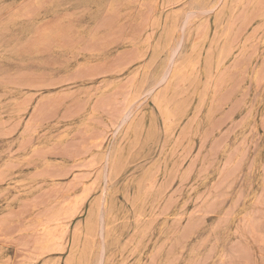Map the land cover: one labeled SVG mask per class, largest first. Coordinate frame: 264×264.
<instances>
[{"label":"rangeland","instance_id":"1","mask_svg":"<svg viewBox=\"0 0 264 264\" xmlns=\"http://www.w3.org/2000/svg\"><path fill=\"white\" fill-rule=\"evenodd\" d=\"M110 263L264 264V0H0V264Z\"/></svg>","mask_w":264,"mask_h":264},{"label":"bare ground","instance_id":"2","mask_svg":"<svg viewBox=\"0 0 264 264\" xmlns=\"http://www.w3.org/2000/svg\"><path fill=\"white\" fill-rule=\"evenodd\" d=\"M173 1H174V0H173ZM196 2H197V1H196ZM198 2H199V1H198ZM209 2H210V1H209ZM203 3H204V2H203ZM211 3H212V1H211ZM207 4H208V3H207ZM207 4H206V7H207ZM161 5H162V4H161ZM204 5H205V4H204ZM204 5H203V6H204ZM216 5H217V4H216ZM216 5H215V6H216ZM164 6H165V5H164ZM208 6H209V4H208ZM53 8H56V7H53ZM208 8H212V7H208ZM160 11H161V10H160ZM208 12H209V10H208ZM202 13H203V12H202ZM20 26H21V25H20ZM18 27H19V25H18ZM20 29H21V28H20ZM172 29H173V27H172ZM172 29H171V30H172ZM15 30H16V29H15ZM17 31H18V30H17ZM24 33H25V32H24ZM165 33H166V32H165ZM165 33H164V34H165ZM164 34H163V35H164ZM163 39H164V38H163ZM190 39H191V38H190ZM192 43H193V41H192ZM162 44H163V43H162ZM165 44H166V43H165ZM161 47H162V46H161ZM186 47H187V46H186ZM165 48H166V46H165ZM163 50H164V49H163ZM158 51H159V50H158ZM172 62H173V61H172ZM202 70H203V69H202ZM172 75H173V74H172ZM172 75H171V77H170L171 79H173V76H172ZM198 88H199V87H198ZM148 91H149V90H148ZM148 91H147V93H148ZM197 91H198V89H197ZM144 93H145V92H144ZM146 95H148V94H146ZM142 97H143V96H142ZM145 97H147V96H145ZM154 101H155V100H154ZM161 101H162V100H161ZM162 102H163V101H162ZM156 103H157V102H156ZM157 105H158V103H157ZM164 106H165V105H164ZM163 108H164V107H163ZM166 108H167V107H166ZM161 109H162V108H161ZM163 110H164V109H163ZM148 111H149V110H148ZM166 111H167V110H166ZM162 113H165V111L162 112ZM146 114H147V113H146ZM146 114H145V115H146ZM165 114H166V113H165ZM165 114H164V115H165ZM164 118H165V117H164ZM166 118H168V117L166 116ZM146 119H147V117H146ZM145 122H146V121H145ZM148 124H149V123H148ZM25 125H26V124H25ZM164 126H165V125H164ZM168 126H169V125H168ZM169 127H170V126H169ZM124 128H125V127H124ZM166 128H167V127H165V129H166ZM124 130H125V129H124ZM132 131H133V129H132ZM168 131H169V128H168ZM129 134H130V133H129ZM149 134H150V133H149ZM154 139H155V138H154ZM152 142H153V141H152ZM157 143H158V142H157ZM169 144H170V143H169ZM174 145H175V144H174ZM168 147H169V145H168ZM172 148H173V147H172ZM147 149H148V148H147ZM165 149H166V148H165ZM126 153H127V151H126ZM170 153H171V152H170ZM149 154H150V153H148L147 155H149ZM144 156H145V155H144ZM123 158H125V157L123 156ZM135 158H136V157H135ZM145 158H146V157H145ZM139 159H140V158H139ZM137 160H138V159H137ZM137 160H136V161H137ZM130 161H131V160H130ZM125 162H126V161H125ZM137 162H138V161H137ZM133 163H134V162H133ZM135 163H136V162H135ZM126 166H128V164H127ZM128 168H129V167H127V169H128ZM125 169H126V167H125ZM127 169H126V170H127ZM129 169H130V168H129ZM195 178H196V177H195ZM108 180H109V179H108ZM194 180H195V179H194ZM109 183H110V182H109ZM120 183H121V182H120ZM125 183H126V182H125ZM132 183H133V182H132ZM116 184H117V183H116ZM116 184H115V185H116ZM126 184H127V183H126ZM128 185H129V184H128ZM131 185H133V184H131ZM113 186H114V185H113ZM114 187H115V186H114ZM117 187H118V186H117ZM117 187H115V188H117ZM130 187H131V186H130ZM96 188H97V187H96ZM110 188H111V187H110ZM110 188H109V189H110ZM135 188H137V187H135ZM127 189H128V188H127ZM116 190H117V189H116ZM121 190H122V189H121ZM118 191H119V190H118ZM118 191H117V192H118ZM113 192H114V191H113ZM113 192H112V193H113ZM124 192H125V191H124ZM128 192H129V191H128ZM108 193H109V192H107V194H108ZM107 194H106V195H107ZM118 194H120V193H118ZM136 194H137V193H136ZM109 195H110V194H109ZM123 195H124V194H123ZM142 195H143V194H142ZM139 196H140V195H139ZM113 197H114V196H112V199H113ZM123 197H124V196H123ZM123 197H122V198H123ZM140 197H141V196H140ZM108 198H109V197H108ZM136 198H137V197H136ZM109 199H110V198H109ZM116 199H117V198H116ZM105 200H107V199H105ZM110 201H111V200H110ZM110 201H109V202H110ZM137 202H138V201H137ZM110 203H111V202H110ZM142 203H143V202H142ZM113 204H114V203H113ZM136 205H137V204H136ZM108 206H109V205H108ZM105 207H106V204H105V206H104V209H105ZM110 207H111V206H110ZM121 207H122V206H121ZM124 207H125V206H124ZM127 207H128V206H127ZM129 207H130V206H129ZM134 207H135V206H134ZM117 208H118V207H117ZM136 208H137V206H136ZM139 208H140V207H139ZM96 209H97V207H96ZM128 209H129V208H128ZM140 209H141V208H140ZM114 210H115V209H114ZM120 210H121V209H120ZM105 211H106V210H105ZM123 211H124V210H123ZM140 211H141V210H140ZM129 212H131V211L129 210ZM138 212H139V211H138ZM96 213H97V212H96ZM113 213H114V212H113ZM123 213H125V212H123ZM127 213H128V212H127ZM107 215H108V214H107ZM171 215H173V214H171ZM87 216H88V215H87ZM95 216H96V215H95ZM109 216H110V215H109ZM124 216H126V215H124ZM121 217H122V219H123L122 214H121ZM127 217H128V215H127ZM127 217H126V218H127ZM93 218H94V217H93ZM111 218H112V217H111ZM124 218H125V217H124ZM122 219L120 218L121 221H122ZM131 219H132V218H131ZM109 220H111V219L109 218ZM126 220H129V219H126ZM112 221H113V220H112ZM124 221H125V219H124ZM118 222H119V221H118ZM118 222H117V223H118ZM119 223H120V222H119ZM119 223H118V224H119ZM93 224H94V222H93ZM106 224L110 226V224H108V223H106ZM122 225H123V224H122ZM119 226H120V225H119ZM122 227H124V226H122ZM105 228H106V227H105ZM109 228H112V227L110 226ZM109 228H108V229H109ZM114 228H115V227H114ZM117 228H118V227H117ZM85 230H86V229H85ZM121 230H123V229H121ZM76 231H77V230H76ZM108 231H109V230H108ZM123 231H124V230H123ZM77 232H78V231H77ZM84 232H85V231H83V233H84ZM106 232H107V230H106ZM110 232H111V231H110ZM112 232H113V230H112ZM117 232H118V231H117ZM117 232L115 231V233H117ZM120 232H121V231H120ZM80 233H81V232H80ZM121 234H122V233H121ZM61 235H62V233H61ZM63 235H64V234H63ZM108 235H109V233H108ZM118 235H119V234H118ZM118 235H117V237H118ZM78 236H79V235H78ZM78 236H77V237H78ZM85 236H87V235H85ZM113 236H114V235H113ZM113 236H112V237H113ZM115 236H116V235H115ZM62 237H64V236H62ZM109 237H110V236H109ZM109 237H107V238L109 239ZM113 238H114V237H113ZM113 238H112V239H113ZM121 238H122V237H121ZM121 238H120V239H121ZM90 239H91V238H90ZM112 239H111V240H112ZM113 240H114V239H113ZM120 241H121V240H120ZM123 241H124V240H123ZM123 241H122V242H123ZM105 242H106V241H105ZM108 242H109V241H108ZM118 242H119V241H118ZM122 242H121V243H122ZM123 244H124V243H123ZM108 246H111V245H108ZM114 247H115V246H114ZM120 247H121V246H120ZM115 248H116V247H115ZM121 248H122V247H121ZM109 249H110V248H109ZM75 251H76V250H75ZM106 251H107V250H106ZM110 251L112 252V250H110ZM115 252H117V251H115ZM120 252H121V251H120ZM107 254H108V251H107ZM109 254H110V253H109ZM116 255H117V254H116ZM119 256H120V255H119ZM91 257H92V256H91ZM115 258H116V257H115ZM120 258H121V257H120ZM106 259H107V258H106ZM55 260H56V259H55ZM76 261H77V260H76ZM118 261H120V259H119ZM106 262H107V261H106ZM107 263H108V262H107ZM110 264H111V263H110ZM112 264H113V263H112Z\"/></svg>","mask_w":264,"mask_h":264}]
</instances>
